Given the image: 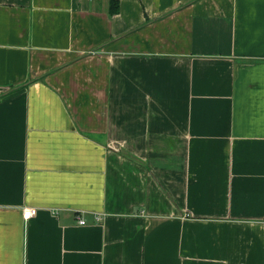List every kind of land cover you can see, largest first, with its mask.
<instances>
[{"label":"crops","instance_id":"crops-1","mask_svg":"<svg viewBox=\"0 0 264 264\" xmlns=\"http://www.w3.org/2000/svg\"><path fill=\"white\" fill-rule=\"evenodd\" d=\"M0 264H264V0H0Z\"/></svg>","mask_w":264,"mask_h":264},{"label":"built area","instance_id":"built-area-1","mask_svg":"<svg viewBox=\"0 0 264 264\" xmlns=\"http://www.w3.org/2000/svg\"><path fill=\"white\" fill-rule=\"evenodd\" d=\"M37 212H38V210H37L36 208H28V209H26V210L24 211V217H25L26 219H29L30 217L36 215ZM100 219H101L100 216H97V217H96V220H97V221H100ZM79 223L82 224V225H84V224L87 223V220H86L85 218H80Z\"/></svg>","mask_w":264,"mask_h":264},{"label":"trees","instance_id":"trees-1","mask_svg":"<svg viewBox=\"0 0 264 264\" xmlns=\"http://www.w3.org/2000/svg\"><path fill=\"white\" fill-rule=\"evenodd\" d=\"M113 12H115L116 10H112Z\"/></svg>","mask_w":264,"mask_h":264}]
</instances>
